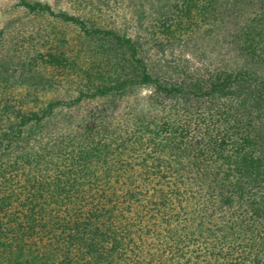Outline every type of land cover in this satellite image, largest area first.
Wrapping results in <instances>:
<instances>
[{
  "label": "trees",
  "instance_id": "16d2710c",
  "mask_svg": "<svg viewBox=\"0 0 264 264\" xmlns=\"http://www.w3.org/2000/svg\"><path fill=\"white\" fill-rule=\"evenodd\" d=\"M102 1L18 0L77 28L74 45L0 30V264H264V0H153L133 10L146 37L85 12ZM227 21L241 64L156 58L184 37L218 43ZM64 83L74 94L56 96Z\"/></svg>",
  "mask_w": 264,
  "mask_h": 264
},
{
  "label": "rangeland",
  "instance_id": "374dc122",
  "mask_svg": "<svg viewBox=\"0 0 264 264\" xmlns=\"http://www.w3.org/2000/svg\"><path fill=\"white\" fill-rule=\"evenodd\" d=\"M48 2L55 11L66 10L70 13H75L78 11L76 7H83L84 3L81 0H41ZM153 0H104L98 5H86V11L93 17L101 26L109 27L110 25H117L119 28L129 29L132 34L141 33L144 37L145 31L143 28L149 25L148 21H144L142 27L139 29L138 24H136L135 13L133 10L141 9L143 12L148 14L149 7L151 6ZM18 0H0V30H2V40L14 39L19 43L25 41V45L28 47H34L41 40V33H46L47 31H53L56 37L61 36L62 32L66 35L71 42L76 43L77 38L79 39L80 32L77 28L64 27L60 22L55 21L50 18H33L26 16L21 9L17 7ZM143 4V5H142ZM142 5V6H141ZM7 22H11L12 26L8 27L12 30L9 35H7ZM13 23H15L13 25ZM19 25L23 26L22 32L17 30ZM7 29H6V28ZM43 31L40 32L39 29ZM216 32L220 33L219 44L211 43L207 39H201L199 37H184L180 42H173L171 44L165 42L162 45V49L156 47L153 48L154 53H156V58L160 60V63H169L172 65H178L179 69H188L189 67L195 66H206L208 68H214L216 66H221L223 63H228L230 66H234L237 63H242L241 59H237L236 51L233 44L229 41L228 31L232 32L233 25L227 21L224 28H216ZM152 31V30H151ZM227 32V33H226ZM6 41V42H7ZM45 41V40H43ZM76 45L74 47L80 48L81 52L85 53L88 48H94L96 46ZM148 46V44L146 45ZM31 49V48H29ZM100 55L94 56V61L97 62ZM107 62V59H105ZM94 63V62H93ZM105 63V62H104ZM106 63L105 65H107ZM95 71V69H94ZM45 73L52 76L55 80L63 82L69 79V81L76 80L79 81L80 78L76 77L75 74H69L68 76L60 73L59 71L52 70L51 68H46ZM59 90L56 92L58 97H67L70 94H74L73 86L66 83L61 84ZM144 92V91H143ZM51 92L46 93L45 97L51 96ZM100 103L82 101L79 104L78 110L80 113L85 112H97L96 107H99Z\"/></svg>",
  "mask_w": 264,
  "mask_h": 264
}]
</instances>
